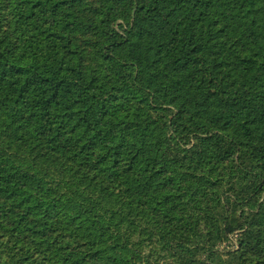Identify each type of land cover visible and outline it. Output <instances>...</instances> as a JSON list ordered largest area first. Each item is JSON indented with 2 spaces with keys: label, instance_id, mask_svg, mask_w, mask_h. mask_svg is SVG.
<instances>
[{
  "label": "trees",
  "instance_id": "obj_1",
  "mask_svg": "<svg viewBox=\"0 0 264 264\" xmlns=\"http://www.w3.org/2000/svg\"><path fill=\"white\" fill-rule=\"evenodd\" d=\"M0 264H99L95 0H0Z\"/></svg>",
  "mask_w": 264,
  "mask_h": 264
}]
</instances>
